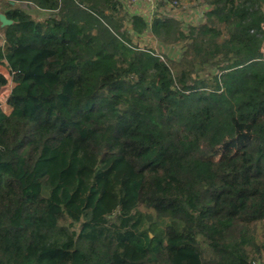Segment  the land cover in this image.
<instances>
[{
	"label": "trees",
	"instance_id": "16d2710c",
	"mask_svg": "<svg viewBox=\"0 0 264 264\" xmlns=\"http://www.w3.org/2000/svg\"><path fill=\"white\" fill-rule=\"evenodd\" d=\"M205 1L176 62L122 0H0V264H264V0Z\"/></svg>",
	"mask_w": 264,
	"mask_h": 264
},
{
	"label": "rangeland",
	"instance_id": "374dc122",
	"mask_svg": "<svg viewBox=\"0 0 264 264\" xmlns=\"http://www.w3.org/2000/svg\"><path fill=\"white\" fill-rule=\"evenodd\" d=\"M154 9L150 10L146 5H138L131 11H122L123 28L132 39L133 45L139 48L151 49L154 53L169 58L172 61H179L185 50L187 41L175 43H162L153 35L151 23L153 18L171 17L178 21L179 29L184 36H188L191 28H197L199 25L206 23V13L212 9V6L205 0H177L176 3H162V0L155 1ZM3 4L0 2V12ZM23 10L28 12L33 18H41L45 13L38 10L32 5L19 2ZM135 9L136 12H132ZM133 14L140 16L146 23V29L138 34L133 31ZM1 15V14H0ZM2 22L0 21V27ZM202 76V72H199ZM258 241L264 242V221L252 227Z\"/></svg>",
	"mask_w": 264,
	"mask_h": 264
},
{
	"label": "built area",
	"instance_id": "2783aa9c",
	"mask_svg": "<svg viewBox=\"0 0 264 264\" xmlns=\"http://www.w3.org/2000/svg\"><path fill=\"white\" fill-rule=\"evenodd\" d=\"M155 1L156 0H122V3L124 5L125 10L128 12V11H131L135 7L138 8V5H142V4L146 5L147 7H149L150 10H152V9H154ZM135 9L132 11L133 13L136 12ZM133 15H135V14H133ZM157 55L161 57V55H159V54H157ZM0 73L7 77L9 71L7 69H4V68L0 67ZM10 85H11V83H9L0 92V102L2 104H4V102L6 100V97H7L8 93H9Z\"/></svg>",
	"mask_w": 264,
	"mask_h": 264
},
{
	"label": "water",
	"instance_id": "95a60500",
	"mask_svg": "<svg viewBox=\"0 0 264 264\" xmlns=\"http://www.w3.org/2000/svg\"><path fill=\"white\" fill-rule=\"evenodd\" d=\"M0 21L2 22V25L10 24V21L7 20L3 15H0Z\"/></svg>",
	"mask_w": 264,
	"mask_h": 264
}]
</instances>
